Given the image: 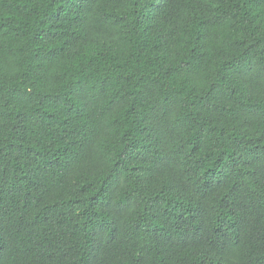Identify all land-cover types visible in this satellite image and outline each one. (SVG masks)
Instances as JSON below:
<instances>
[{"label": "trees", "instance_id": "1", "mask_svg": "<svg viewBox=\"0 0 264 264\" xmlns=\"http://www.w3.org/2000/svg\"><path fill=\"white\" fill-rule=\"evenodd\" d=\"M0 264H264V0H0Z\"/></svg>", "mask_w": 264, "mask_h": 264}]
</instances>
